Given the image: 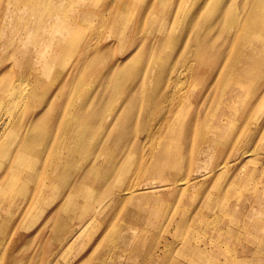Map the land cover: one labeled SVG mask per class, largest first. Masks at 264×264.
Returning <instances> with one entry per match:
<instances>
[{"label":"rangeland","instance_id":"1","mask_svg":"<svg viewBox=\"0 0 264 264\" xmlns=\"http://www.w3.org/2000/svg\"><path fill=\"white\" fill-rule=\"evenodd\" d=\"M122 5L129 13L128 26L126 30L117 32L113 30V17ZM92 15L93 21L85 22V41L81 43L84 42L82 45L86 44V47L92 43L93 50L83 51V46V52H77L67 62V66L78 68L77 80L87 86L88 98L92 99V110L84 122L90 127L82 125L81 141L92 143L98 148L95 152L108 156L106 168L111 158L119 157L121 147L129 139L139 138L134 152L127 158L133 162L131 172L126 175L119 167L112 175L108 191L117 190L116 193L107 195L95 189L92 196L87 197L96 199L95 206L107 202L101 211L92 210L94 204L90 202L74 210L73 199L67 201L70 210L64 223L67 222L68 230H75L72 226L82 223V231L77 241L64 245H60V233L56 232L60 215L57 208L67 187L55 202L44 204L36 202L44 181L32 179L26 186L25 194L15 199L10 209V221L0 220L3 228L0 260L4 261L3 264H172L183 255L178 251L184 239H188L191 245L206 247L205 255H232V251H238V246H249L245 241L250 236L260 235L258 232L249 234L251 228L243 225L260 220L264 215V203H258L259 207L255 210L247 205L249 208L246 207L238 222L232 212L239 206V199L224 198L223 192L227 190L230 193V186L238 182L237 179L253 173V184L247 187L248 193L244 190V197L250 200L264 194V62L263 59L257 62L251 59L253 63L249 64L250 67L246 63L251 46L256 49L264 46V42L251 39L263 38L264 0H101L92 9ZM230 16L239 20L237 29H242L235 36L226 32L225 25ZM124 60L140 65L151 61L161 63L162 69L158 74L160 87L158 83L149 85L154 88L153 96L143 97L150 103L159 95L160 100L156 104L159 108L153 109V104H149L139 112L141 99H136L128 110L125 106L119 112V105L115 106L106 123L95 124L101 110L103 117L107 118L105 111L110 101L107 76L122 66ZM67 68L63 74H55L57 78H47V83H42L52 87L51 91L41 93L29 119L40 107H49V102L56 96L53 90L66 81ZM183 70L185 73L179 75ZM244 72L247 75L242 77ZM256 76L261 77L257 80ZM247 79L250 80L245 82ZM35 81L30 78L26 83ZM239 93L246 96L237 98V113L251 107L247 119L243 120L242 114L231 117L219 113L220 104L236 101ZM65 96H58L50 106L56 119L65 105ZM175 111H178L175 119L182 121L179 132L183 142L181 175L175 178L189 179V182L183 187L176 186V183L167 189L163 187L166 183L158 180L146 167L156 146L153 139H164L166 129H171L169 121ZM142 112L146 114L143 121ZM212 119L216 123H227L228 128L218 125L219 134L210 126ZM161 121L166 122L167 128H159ZM44 129L46 139L51 136V144V140H57L59 146L62 145L59 147L62 151V158L58 160L60 167L74 172L79 166L74 177L84 172L83 168L89 166L87 163L93 155L86 161H80L77 153L72 161L67 151L72 145L63 135L61 125L45 126ZM217 138L218 143L222 142L219 147L206 148L209 139L216 141ZM44 144L47 146L49 142ZM17 151L14 144L12 158L0 157V163H3L0 180L3 182L6 176L3 166L12 164ZM221 163L227 164L220 170L218 165ZM212 169L214 172L209 173ZM37 173L41 172L35 175ZM118 175H126L127 182L121 189L125 192L121 194L124 198L117 195L121 191L114 187L113 181ZM143 194L152 195L155 200L144 199L141 197ZM255 199L257 202L261 200ZM35 205L42 207L36 220H33L31 211ZM223 207L228 209L223 210ZM131 210L145 214L144 220H149L153 226L131 228L130 224L143 220ZM89 216L92 220L86 223ZM195 221L197 224L193 227ZM232 223H240L236 229L239 235L235 230L226 232ZM116 224L122 226L114 229L112 226ZM114 230L127 233L125 246L121 247L122 243L113 239L117 234ZM237 240L242 244L238 245ZM149 252H154L156 256L152 258L147 255ZM219 261H223L222 256H219Z\"/></svg>","mask_w":264,"mask_h":264},{"label":"bare ground","instance_id":"2","mask_svg":"<svg viewBox=\"0 0 264 264\" xmlns=\"http://www.w3.org/2000/svg\"><path fill=\"white\" fill-rule=\"evenodd\" d=\"M89 1L90 5L88 4ZM100 1L101 0H0V157L12 158L14 154H11V149L14 144L18 150L12 160V164L6 166L4 163L5 166H3L6 172V176L3 180L6 183L0 180L2 183V186L0 185V220L3 222L10 221L12 217L10 209L14 205L15 199L25 194L26 186L31 183L34 178L44 181L39 194H37L36 202L41 201V203L44 204L53 203L67 187L61 195V201L59 202V204L61 203L60 207L57 208L60 215L56 232L60 233V245L71 244L77 241L82 231V223L72 226L75 230H68L67 222L64 223V219L67 217V213L70 210L69 202L67 201L73 199L72 209L74 210L80 206L84 207L85 203L87 205L88 202L94 204V209L92 210H103L107 202H101V206H95L96 199L92 197V201L89 198L87 199V197L92 196L91 194L95 189L96 191L101 190L107 193V195L117 192V190L112 191L111 189L108 191L110 178L119 167L121 172L126 173V175L131 172L130 168L133 162L127 158L134 152L137 141H139L137 137L129 139L125 146L121 147L122 149L119 157L111 158L106 168L105 165L108 156L99 155L101 154L100 152H95L98 148L92 143L85 144L81 141L83 131L81 128L84 122L87 121L85 120L87 114L92 110V106L90 107L92 99L88 98L89 89L87 86L77 80L76 73L78 72V68L74 69L70 67V65L67 66V62L77 52H81L82 50H93L94 46L92 43H89L86 47V44L82 45L84 42H81L85 41L83 37L86 32L85 22L93 21L94 17L93 15L91 16L92 9H94ZM137 1L141 2L143 0ZM230 17L231 19L228 24L226 23L225 25L226 32H231L235 36L238 34V30L242 29H237L239 20L236 21L233 16ZM128 20L129 13L126 11L125 5L119 6L113 17V30L117 32L126 30ZM261 37L263 38L257 39L251 37V39L256 42H264V30ZM238 39L239 38L234 40L236 41ZM262 52L264 53V46L259 49L252 46L249 48L248 53L250 57L246 59L248 67H250L249 64L253 63L252 60L257 62L263 59L264 62V55ZM123 63L122 66L116 68L112 75L107 76V93L110 96V101L105 111L107 118L103 117L104 114L101 110L95 124L106 123L109 119L110 111L115 108V106L117 107L119 105V112L125 106L128 110L130 106H133L136 99H141L142 103H140L139 112L143 111L144 105L149 106V104H153V109L159 108V106L156 105L160 100L159 95L155 98L156 100L150 101V103L143 99V97L147 98L153 96L152 91L154 88H150L149 85L152 86L158 83V87H160L161 82H159L160 79L158 74H160L162 69L161 63L151 61L147 64L140 65L139 63H128L125 62V60ZM65 68H67L65 73L66 81L53 90L56 96L49 102V107L47 109L40 107L33 118L29 119V114H32L31 110L37 107L35 106V102L38 100L41 93L51 91L52 87L43 85L42 83H47V78H57L54 77L55 74H63ZM144 69L145 71L143 73ZM184 73V70L180 71L179 75H183ZM244 75H247V73L244 72L242 77H244ZM260 77L261 76H256V79L259 80ZM30 78H34V81H36L27 84L26 81L30 80ZM58 78H60L59 75ZM248 80L250 79L245 80V82ZM63 94H66V102L63 109L59 112V118L57 117L56 119L55 114L51 113L52 107L50 106L53 101H56L58 96ZM243 95L246 96L244 93H239L235 99L239 97V99H241ZM251 95L253 94H247V96ZM237 101L238 99L229 102L227 105L225 104L226 102L223 101L217 110H219V113L231 117L242 114V119L246 120L252 109L251 107H247L240 113H237ZM154 111L155 110L151 111V113L153 114ZM16 113L18 114L15 115ZM176 114H178V111L177 113L176 111L173 112V119L169 121L171 122V129L165 126L166 122L161 121L159 128L165 126L168 130L166 129L167 132L163 140H158V137L153 139L156 146L154 147V151L150 153L148 164L146 163L147 171L155 174L158 180L165 182L166 184L163 187L167 189L174 186L176 183V186L183 187L189 182V179L178 180L175 178L181 175L183 164L181 158L183 153V142L180 140L182 137L179 132L182 127V121L180 122L178 119H175ZM145 115L144 112L141 113L142 121ZM138 120L140 121V119ZM55 124L61 125L63 135L67 137L72 145L71 150H67L68 154L72 156V161L75 160L77 153H79L78 158L80 161H86L87 158L93 155L91 160L87 163L89 166H85L82 170L84 172H81V174L76 177H74V173L76 169L78 170L79 166L73 170L74 172L67 171L63 169L64 167H60L61 164L58 160L60 161L62 158V151L59 147L61 148L62 145L59 146L60 142L57 143V140H51V144L49 141L51 136L48 135V140L45 137V126L53 127ZM218 125L228 128L227 123L220 124L216 123L214 119L211 120L210 126L220 134ZM86 126L88 128L90 127L89 125ZM229 135L230 133L228 136ZM218 139L219 138H217L216 141L209 139L210 142H207L208 145L206 148L214 146L219 147L222 142L218 143ZM48 142L49 144L46 146L44 143ZM227 142L230 141L227 140ZM2 164L3 163H0V168ZM226 164L227 163L219 164L218 169H223ZM36 172L41 173L35 175ZM53 172L54 174L51 175ZM211 172H214V170L212 169L209 171V173ZM39 174H41V176ZM126 175H118L113 181L114 187L119 189V191H121L123 185L127 182ZM253 177V173H248L237 179L238 182L230 186V193H228L227 190L223 192L224 198L227 197V199L231 200L239 199V206L232 212L233 216L238 218V222L245 214L246 207L249 208V206H252L250 209L253 208L255 210V207H259V204L264 203V194L261 197H259V195L254 196L250 200L248 197H244V190L248 193L247 187L253 184V180H251ZM86 180L88 181L87 183L82 182ZM124 193V191H121L117 195ZM231 193L233 194L229 195ZM143 195L144 196L141 197L144 199L155 200L152 195ZM122 196L124 195L119 197ZM255 198L261 200L257 202ZM125 199L127 200L128 198L126 197ZM102 204L105 205L103 206ZM41 207L35 205L32 208L31 218L33 220H36L37 216L40 214ZM145 209L148 208L145 207ZM145 209L143 210L145 211ZM226 209H228V207H223V210ZM130 212L134 213L136 211L131 210ZM136 215L137 218L141 217L143 220L139 221L137 224L133 222V224H130L131 228L153 226V223L149 220H144L145 214H141L137 211ZM89 218L90 219L85 220L86 223H90L92 220L91 216H89ZM195 224H197L196 221L193 227ZM121 226L122 224H116L112 227L118 229ZM127 227H129V225H127ZM238 227H240V223H232L226 232L230 233L232 230H235V233L238 234L236 231ZM243 227L251 228L248 231L249 234L258 232L257 234L260 235V237L250 236L248 238L249 241L248 239L245 241V244L249 245L246 248L238 246V251H232V255H205L207 253L206 247L191 245L188 239H184V241H182L181 250L178 251V253H182L183 255H181L180 260H174L172 264H264V215L261 216L257 223H250L249 221V224L243 225ZM113 232L117 233L115 230ZM1 233H3V228L0 222V234ZM126 234L127 233L121 230L114 235L113 239L122 243L120 246L123 247L127 240L125 237ZM242 234L245 235V233ZM237 242L238 245L242 244L239 240H237ZM253 244L256 245L254 246ZM53 253L58 254V251H54ZM147 255H150L152 258L156 256L154 252H149ZM219 256H222V262L219 261ZM3 263L4 261L0 260V264ZM126 264L131 263L127 262Z\"/></svg>","mask_w":264,"mask_h":264}]
</instances>
